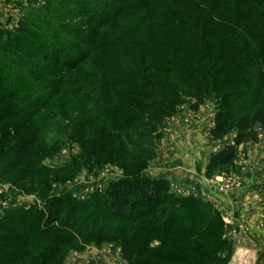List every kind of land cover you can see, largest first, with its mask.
Instances as JSON below:
<instances>
[{"label":"trees","instance_id":"obj_1","mask_svg":"<svg viewBox=\"0 0 264 264\" xmlns=\"http://www.w3.org/2000/svg\"><path fill=\"white\" fill-rule=\"evenodd\" d=\"M67 5L78 23L60 24L75 35L63 38L57 30L54 35L75 56L72 63H60L47 51L52 45L24 22L7 35L5 55L26 77L17 75L11 91L1 96L12 98L14 109L20 110L0 114V122L16 118V127L0 138L2 155L11 146L6 173L13 175L26 163V149L14 146L29 142L28 135L20 138V127L33 133L30 118L40 111L25 113L23 100L37 90L35 80L47 81V68L57 65L67 71L59 82L67 87L61 95L80 100L77 92L85 90L89 96L94 85L92 99L111 101L113 114L126 126L146 116L161 118L187 92L197 101L215 99L210 139L234 136L231 144L209 154L206 176L232 166L238 146L258 139L254 123L264 130V0H68ZM42 9L50 12V4ZM91 52L93 67L84 71ZM1 69L0 84H6ZM6 88L0 85V95ZM11 137L18 144L4 145ZM27 163L25 175L36 162ZM62 200L48 199L44 211L4 210L0 264H63L65 249L73 242L104 239L120 241L135 264H227L221 257L228 242L222 238L218 211L199 198L176 196L164 178L137 174L111 181L91 202L75 201L74 209L60 207ZM148 241L158 245L148 248Z\"/></svg>","mask_w":264,"mask_h":264},{"label":"rangeland","instance_id":"obj_2","mask_svg":"<svg viewBox=\"0 0 264 264\" xmlns=\"http://www.w3.org/2000/svg\"><path fill=\"white\" fill-rule=\"evenodd\" d=\"M67 2L68 0H0V45L3 47L0 50V69L2 68L6 83L0 85L7 86L0 95V114L19 110L18 107L14 109L15 102L12 98L3 100L1 96L11 91V80L17 75L26 77V72H19L23 70L15 65L13 58L9 54L5 55L6 39L21 22L38 31L45 44L59 47L56 51L48 47L47 51L60 60V63L75 61V56L70 55L71 51L62 48L61 40L54 35V30L61 31L63 38L70 39L75 35L64 32L65 25L60 24L73 26L78 23L77 19L68 15ZM48 3L50 12L42 9ZM100 9L98 5L97 11ZM57 51L60 54L57 55ZM92 61L91 52L83 62L84 71L92 69ZM42 65L40 62L36 67ZM47 69L49 73L46 71L43 76L47 81L35 80L37 90L34 89V94L23 100L25 113L40 110L30 118V121L35 122L33 133H28L24 125L20 127V138L28 135L29 142L25 141V145L18 144L13 142L15 137H11L4 143L9 146L10 142L18 144L14 146V150L19 147L26 149V163L15 169L13 175L6 173L4 169L10 164L11 146L4 155L0 153V218L6 209L23 207L47 210L50 205L48 199L52 198L63 199L60 207L74 209L75 201L91 202L93 196L109 182L143 174L164 178L176 196L195 197L213 205L220 217L222 238L228 242L227 249L221 254V257L227 258V264L233 260V244L239 236V229L236 228L240 226L246 229L243 233L254 245V264H264V130L258 122L254 123L258 139L238 146L232 166L216 171L212 176H206L204 170L207 190L223 199L224 203L219 207L214 197L202 195L193 186L194 183L183 189V186L178 185L182 176H176L177 171L184 169L187 172L185 174L190 173L188 176L195 181L192 163L200 164L205 155L208 158L217 148L232 143L234 133H229L220 140L210 139L209 128L214 124L215 99L206 96L197 101L187 92L180 95L174 108L161 118L146 116L143 122L134 120L126 126L120 117L113 114L111 101L92 99L90 88H95L94 85L89 83V96H85L86 91L82 90L77 93L83 98L71 99L68 95L60 94L64 88L67 90V87L63 88L59 84L62 73L67 71L64 68L62 70L60 65L54 66L53 70H50L51 66ZM58 89L62 90L53 97ZM29 101L33 102L31 106ZM15 121L16 118H9L0 122V138L1 133L5 135L6 130L16 127ZM31 138L34 139L32 144ZM251 142L260 149L254 157L246 150V144ZM238 157L244 163L243 167L236 164ZM30 159L36 163L31 174L25 175L23 170L27 168ZM250 171L258 174L254 183L248 181V177L245 180ZM169 172L172 173L171 176ZM245 183H249V188L254 185V196L245 190ZM65 199L69 204L64 203ZM250 201L253 204L251 207ZM145 244L152 249L158 242L148 241ZM65 251L63 264H135L136 261L120 241L106 239L100 242L91 240L89 243L78 240Z\"/></svg>","mask_w":264,"mask_h":264},{"label":"crops","instance_id":"obj_3","mask_svg":"<svg viewBox=\"0 0 264 264\" xmlns=\"http://www.w3.org/2000/svg\"><path fill=\"white\" fill-rule=\"evenodd\" d=\"M194 135H200V134H195L194 133ZM261 141H262V139H260ZM259 140V141H260ZM224 146V145H223ZM223 146H221V147H219V148H217V150L216 151H218V150H220ZM256 146V147H255ZM248 149V150H247ZM246 150H247V152H249L250 153V155H251V157H254L256 154H258L257 152H258V150H260V149H258V145H255V143H253V142H251V143H247L246 144ZM264 150V149H263ZM215 151V150H214ZM205 157V158H204ZM203 157V161L199 164V163H196V162H193L192 163V166H191V168L193 169V176H194V178L196 179L195 181H193V179L192 178H190V176H188L189 174H185V173H187V172H185L184 171V169H182L180 172L179 171H177V174H176V176L178 175L179 177H181V180H180V182L178 183V185L179 186H183V189L184 188H189L190 187V185H192L193 183H194V185L193 186H195V188L196 189H199V191H200V193L203 195V194H206V195H208V196H212V197H214L215 198V200H216V202H217V204H218V206L219 207H222V204L224 203L223 202V199L221 198V196H217L216 194H214L213 192L212 193H210L209 192V190H207V186H206V184H205V181H204V179L205 178H203L204 177V170H205V167H206V164H207V155H205ZM236 162V164H241V166L243 167L244 166V163L242 162V160L241 159H239V157L237 158V160L235 161ZM255 163V161L253 160V164ZM183 168H185V167H183ZM183 172V173H182ZM170 174H169V176H171L172 175V173L171 172H169ZM174 173V172H173ZM183 175L185 176V178H183ZM258 174L256 173V174H254V173H252L251 171H250V173H249V175H247L246 177H245V180L247 179V177H248V181H250V182H256V180H257V178H256V176H257ZM251 178V179H250ZM203 179V180H202ZM250 179V180H249ZM247 181V182H248ZM252 183V184H253ZM248 184L249 183H245V185H246V188H245V190H247V191H249L250 192V194L249 195H251V196H254V194H253V190H252V186L254 187V185H252V186H250V188L248 187ZM248 187V188H247ZM186 188V189H187ZM251 189V190H250ZM198 191V192H199ZM252 191V192H251ZM211 197V198H212ZM223 197V196H222ZM249 204H250V207L251 206H253V204H252V201H250L249 202ZM236 215V214H235ZM243 228V227H242ZM239 228L237 227L236 228V230H238ZM244 229V228H243ZM246 229H244L243 230V232L245 231Z\"/></svg>","mask_w":264,"mask_h":264},{"label":"water","instance_id":"obj_4","mask_svg":"<svg viewBox=\"0 0 264 264\" xmlns=\"http://www.w3.org/2000/svg\"><path fill=\"white\" fill-rule=\"evenodd\" d=\"M230 264H254V245L245 237L242 226L233 244V260Z\"/></svg>","mask_w":264,"mask_h":264}]
</instances>
